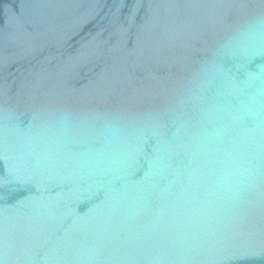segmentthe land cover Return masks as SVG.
<instances>
[{
	"label": "water",
	"instance_id": "1",
	"mask_svg": "<svg viewBox=\"0 0 264 264\" xmlns=\"http://www.w3.org/2000/svg\"><path fill=\"white\" fill-rule=\"evenodd\" d=\"M0 264H264V0H0Z\"/></svg>",
	"mask_w": 264,
	"mask_h": 264
}]
</instances>
